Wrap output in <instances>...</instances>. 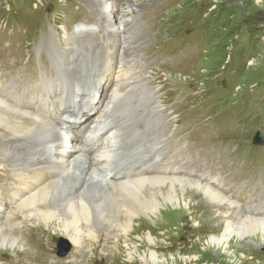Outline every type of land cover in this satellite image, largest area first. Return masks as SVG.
I'll list each match as a JSON object with an SVG mask.
<instances>
[{"label":"rangeland","instance_id":"rangeland-1","mask_svg":"<svg viewBox=\"0 0 264 264\" xmlns=\"http://www.w3.org/2000/svg\"><path fill=\"white\" fill-rule=\"evenodd\" d=\"M116 7L112 21L117 26L119 20L121 25L126 23V30L120 28L115 33L111 30L119 28L109 23L110 27L105 30L104 22L99 23V31L90 35L92 47L77 57L73 73L84 77L83 62H102V52L97 49L113 41L116 57L122 60L127 78H138L134 89L145 86L160 101L162 109H166L160 118L150 115L144 121L150 134L167 140L160 143L161 159L182 165L191 175L176 176L192 177L210 185L235 203L237 214L264 218V0H172L168 4L167 0L130 3L118 0ZM78 9L81 12L72 16ZM99 12L100 7L94 0H0V46L10 42L3 34L4 23H18L27 43L32 44L29 50L36 61L34 66L42 54L49 68L55 71L53 64L68 53L61 39L65 25L77 20L93 23L94 19L98 20ZM21 34L18 33L15 40L18 41ZM25 45H20L19 52L10 56V62L17 59L21 64L25 62L28 53ZM176 58H181L179 66L171 67ZM131 62L136 65L133 70L129 68ZM0 71L10 72L9 76L17 82L20 77H32L30 71H22L17 66L0 64ZM141 92L142 104L146 105L144 90ZM131 95L128 92L126 99ZM182 96L189 97L195 104L199 119L196 120L189 105L182 103ZM179 115L183 116L182 121L176 123ZM160 121L170 127L160 126ZM130 130L126 128L127 133ZM256 134L262 138L261 143L254 142ZM0 142V148H7L3 140ZM29 148L31 152L32 146ZM170 148L178 151L168 154ZM13 151L19 168L25 169L27 163L26 169L32 167L33 160L26 159L21 164L20 156ZM2 181L5 177L0 178V184ZM106 190L104 187L103 191ZM195 211L188 216V212L173 209L164 222L147 221L142 231L138 230L142 225L137 228L135 222L131 242L145 253L147 247L142 246L141 238L150 232L156 243V248L151 250L157 252L162 261L158 264H185L183 260L187 257L202 260L192 264H264V244L258 248L249 239L239 242L232 237L224 248L226 252L223 248L205 249L209 237L220 231L218 226L223 219L217 215L219 209L218 212ZM110 216L112 218V214ZM114 219L117 221L119 216L115 215ZM20 220L16 217L13 222ZM34 225H23L22 221L11 231V236L20 240L19 247L0 248V264H75L70 261L127 264L118 248L124 247L122 242H117L115 249L107 250L102 245L93 247L88 257L85 251L70 245L67 254L60 257L56 243L64 237ZM111 232L105 235L101 232L102 243L115 244L117 231ZM86 242L88 246V240ZM134 264L144 263L136 261Z\"/></svg>","mask_w":264,"mask_h":264},{"label":"bare ground","instance_id":"bare-ground-1","mask_svg":"<svg viewBox=\"0 0 264 264\" xmlns=\"http://www.w3.org/2000/svg\"><path fill=\"white\" fill-rule=\"evenodd\" d=\"M112 1L114 0H94L100 7L102 15H105L106 21L112 24L113 28H124L126 23L121 25L119 20L117 26L115 21H112L111 15L114 9L117 12L118 0ZM132 1L127 0V3ZM171 1L167 0V4ZM140 5L134 8H139ZM109 12L110 16L107 15ZM82 28L83 25H78L75 30L79 31ZM117 31L118 29L115 33ZM115 58L116 51L110 57L111 62L106 63L111 66V71L105 73L107 81L101 91L96 92L97 94L101 92L102 99L98 102L100 100L98 98L93 105L94 126L104 122L100 119L105 116L107 110L118 98L126 95L127 91H132V98L127 100V108H121L120 111H131L134 114L142 109L147 112L140 103L139 95L134 93L136 92L133 89L134 80L126 81L123 78L120 68L122 62H118V67L117 63H113ZM56 81L58 83L59 77H56ZM39 90L40 88L36 87L32 92ZM61 90V88L55 89L57 92ZM56 97L60 99L62 96L56 95ZM135 99H138V108L131 109L130 103ZM0 112L8 115L7 118L0 113V140L10 143L11 139H18L24 142L25 148L31 144L32 152L45 157L44 159L40 157L38 167L29 169L24 175L18 167L19 164L15 163L12 151L5 147L0 148V178L5 177V181L0 184V207L2 206L0 208V248L19 247L20 240L12 237L11 231L16 230L23 221V225L33 226L35 224L43 229L53 230L54 233L67 239L72 247L76 246L78 250L80 248L85 251L86 257L93 247L102 245L107 250L115 249L117 242H122L124 247L118 248L127 264H134L136 261L144 264H158L162 261L156 255L157 252L151 250V248H156V243L151 239L150 232L141 238L142 246L147 247L145 253H141L139 250L141 247L138 248L131 242L134 223L137 222V228L142 225L138 228L142 231L143 226L148 225L147 221L152 224L156 222V219L164 222L167 214L177 208L179 213L188 212V216L193 215L196 209H203L205 212L212 210L218 212L219 209L220 213L217 215L223 219L220 227L218 226L221 229L217 231V235L209 237L205 249L211 247L224 249L232 237L238 241L249 239L258 248L264 244V218L245 216L241 212L237 214L235 209L238 206L210 185L207 186L192 177L175 176L173 172L167 173L165 169L175 170L174 167L170 168L174 166V162L162 160V154H148L151 156L150 161L154 157L155 159L145 167L144 177L131 168L117 170L113 155L115 140H117L116 127H111L106 131L93 129L86 138L77 142L71 133H66V139L63 140L62 133H60L61 128L57 127L55 121L37 115L32 108L14 110L0 98ZM159 123L160 126L170 127L162 121ZM31 124H36L37 127L30 128ZM137 127L140 128L138 125ZM1 131L6 132L7 135ZM158 144L159 142H156L155 146ZM59 147L63 148L60 150ZM152 151L153 149L151 153ZM177 151L174 149L172 152L175 154ZM42 164L54 165L57 170L52 172L49 167L41 166ZM78 164L81 168L77 167ZM152 172L161 175H153ZM60 174L83 180V182L71 185L69 180L58 178ZM10 181H14V184L11 185ZM16 183H18L17 187ZM75 186L80 187L81 190L72 193L70 190ZM100 186L102 188L99 189ZM104 187L109 192H104ZM57 199H59L58 202ZM4 209L8 212L4 213ZM114 214L119 216L117 221L114 219ZM16 217H20L21 220L13 222ZM110 231H117L114 235L117 239L115 244L102 243L101 232L106 234ZM85 240H88V246ZM224 252H226L225 249ZM183 261L185 264H192V262L200 263L202 260L199 257L193 261L191 257H187ZM69 263L78 264L76 261Z\"/></svg>","mask_w":264,"mask_h":264},{"label":"water","instance_id":"water-1","mask_svg":"<svg viewBox=\"0 0 264 264\" xmlns=\"http://www.w3.org/2000/svg\"><path fill=\"white\" fill-rule=\"evenodd\" d=\"M254 142L255 143H261L262 142V138L260 137L259 134L255 135ZM56 248H57L58 256L62 257V256H65L67 254V252L70 248V244L66 239L60 238V239H58V241L56 243Z\"/></svg>","mask_w":264,"mask_h":264}]
</instances>
